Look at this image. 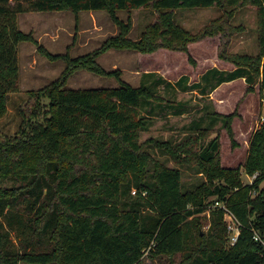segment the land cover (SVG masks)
I'll return each instance as SVG.
<instances>
[{
	"label": "trees",
	"instance_id": "16d2710c",
	"mask_svg": "<svg viewBox=\"0 0 264 264\" xmlns=\"http://www.w3.org/2000/svg\"><path fill=\"white\" fill-rule=\"evenodd\" d=\"M246 4L258 7L260 49L256 56L222 49L220 56L237 65L232 70L214 66L193 83L187 75L172 82L147 71L133 85L121 69L108 70L98 61L112 48L187 52L190 43L226 32L228 19L222 15L192 32L176 21V9L218 5L230 18ZM142 7L159 13L134 39L131 17L124 21L118 11ZM38 10H107L120 30L84 55L55 54L19 28V13ZM26 40L67 66L49 84L30 90L18 134L0 136V264H147V250L151 258L167 255L171 264H264V244L254 239L255 230L264 236V123L252 136L244 164L248 175L257 173L253 182L243 181L242 167L222 164L219 135L206 141L219 120L232 133L234 117L210 104L189 125L193 134L187 139L141 141L157 115L190 111L189 101L176 96L179 91L198 89L205 96L223 82L245 78L251 89L259 82L264 93V0H0V118L8 111L9 93L18 89L17 48ZM78 69L115 75L120 85L66 87ZM149 146L177 163L195 162L207 179L184 190L181 169L155 159ZM212 200L225 202L242 222L235 244L229 243L221 207L211 209L203 232L201 213Z\"/></svg>",
	"mask_w": 264,
	"mask_h": 264
},
{
	"label": "rangeland",
	"instance_id": "374dc122",
	"mask_svg": "<svg viewBox=\"0 0 264 264\" xmlns=\"http://www.w3.org/2000/svg\"><path fill=\"white\" fill-rule=\"evenodd\" d=\"M225 10L226 8L218 5L184 7L175 10L176 21L192 32L201 30L222 15L228 19L226 32L222 31L190 43L187 52L171 50L166 52L163 50L167 49H163L151 55L132 49L112 48L102 54L98 61L108 70L121 69L122 78L133 85H140L142 75L147 71H158L173 82L183 74H187L189 82L193 83L200 80L202 74L213 66L232 70L237 65L220 56L222 49H226L228 53L253 56L259 53L258 7L254 4L238 6L230 18ZM158 13L159 11L152 7H142L131 11L120 9L118 16L124 21H128L131 17L130 37L136 39L140 37L149 23L157 19ZM18 24L20 29L32 33L39 43L52 53H69L73 57L95 50L108 37L117 34L120 30L107 10L27 11L19 13ZM17 51L20 67L18 89L9 93L8 111L0 118V136L3 137H13L18 134L23 117L21 110L27 106L31 99L30 90L39 89L49 84L59 77L67 66V61L63 58L51 59L43 55L38 49V44L34 41L19 42ZM114 63H117L118 66L114 67ZM118 85H120V80L115 75H103L88 69H78L71 75L66 87L90 88ZM249 86L245 78H237L223 83L205 96L198 89L177 92L176 96L179 99L189 101L190 111L182 115L172 113L157 115L151 128L141 133V141L153 137L179 143L193 134L190 133L189 125L208 108L211 109V106L221 114H234L231 123L232 133L224 126L223 121L219 120L206 137V141L219 135L222 164L242 167V179L244 182H249L251 175H248L244 170V164L249 155L252 136L264 123V93L260 90L259 82L252 89ZM165 91L167 89H161V92ZM44 102L48 103L49 99L45 98ZM207 104L211 106L206 107ZM210 120V117H207L203 122L204 125L208 124ZM147 149L155 159L181 169L184 190L192 189L207 179L205 174L199 172L195 162L177 163L170 154L160 148L149 146ZM153 168L154 164L151 163L150 169ZM132 193L134 194V191ZM208 203L212 205L213 200ZM210 218L208 211L201 213L203 232L208 230ZM11 234L16 243V232L12 231ZM148 253L147 250L144 255L147 264L172 263L167 255L151 258ZM181 258V254H177L174 260L178 263ZM20 264L32 263L21 261Z\"/></svg>",
	"mask_w": 264,
	"mask_h": 264
},
{
	"label": "built area",
	"instance_id": "2783aa9c",
	"mask_svg": "<svg viewBox=\"0 0 264 264\" xmlns=\"http://www.w3.org/2000/svg\"><path fill=\"white\" fill-rule=\"evenodd\" d=\"M257 173L254 175L250 176V181L249 182H253V180L256 178ZM216 207H221L223 209H225V211L227 212V217H228V230H229V243L230 244H235V242L237 241L240 233H241V228L243 226L242 222L238 219V217L229 209V207L227 206V204L225 202H221L216 200L214 203H212V205H208V208L206 211L209 212V214L211 213V209L212 208H216ZM205 212V211H204ZM254 239L257 241H260L261 243L264 244V236L260 234V232L255 230L254 233Z\"/></svg>",
	"mask_w": 264,
	"mask_h": 264
},
{
	"label": "crops",
	"instance_id": "0c3cea01",
	"mask_svg": "<svg viewBox=\"0 0 264 264\" xmlns=\"http://www.w3.org/2000/svg\"><path fill=\"white\" fill-rule=\"evenodd\" d=\"M95 23H96V22H95ZM96 26L98 27L97 23H96ZM189 46H190V45H189ZM189 48H190V47H189ZM163 49H167V48H161V49H159V50L162 51ZM159 50H157V51H159ZM170 50H171V49H167V50H163V51L169 52ZM157 51H155V52H153V53H148V54L153 55V54L157 53ZM160 51H159V52H160ZM171 51H178V50H171ZM170 53H172V52H170ZM168 60H169V58H168ZM114 65H115V66H114ZM114 65H113L114 67H117V66H118L117 63H114ZM213 67H214V66H213ZM211 68H212V67H211ZM207 70H208V69H207ZM137 71H138V70H137ZM157 72H158V71H157ZM160 74H161V73H160ZM161 75H163V74H161ZM183 75H187V74H183ZM163 76H164V75H163ZM164 77H165V76H164ZM165 78L168 79L167 77H165ZM179 79H180V78H179ZM179 79H177L176 81H178ZM168 80H170V79H168ZM170 81H172V80H170ZM176 81H175V82H176ZM198 81H199V80H198ZM172 82H173V81H172ZM227 82H230V81H227ZM223 83H226V82H223ZM223 83H222V84H223ZM222 84H220V85H222ZM220 85H219V86H220ZM219 86H218V87H219ZM218 87H217V88H218ZM214 90H216V89H214ZM214 90H213V91H214ZM213 91H212V92H213ZM212 92H211V93H212Z\"/></svg>",
	"mask_w": 264,
	"mask_h": 264
}]
</instances>
